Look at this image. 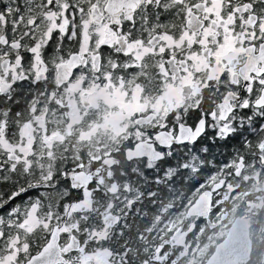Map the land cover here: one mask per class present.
Returning a JSON list of instances; mask_svg holds the SVG:
<instances>
[{"label":"snow or ice","instance_id":"6c2138e0","mask_svg":"<svg viewBox=\"0 0 264 264\" xmlns=\"http://www.w3.org/2000/svg\"><path fill=\"white\" fill-rule=\"evenodd\" d=\"M0 264H264V0H0Z\"/></svg>","mask_w":264,"mask_h":264}]
</instances>
